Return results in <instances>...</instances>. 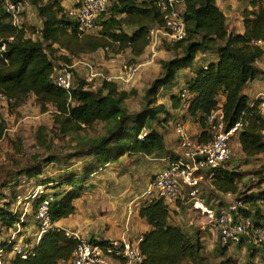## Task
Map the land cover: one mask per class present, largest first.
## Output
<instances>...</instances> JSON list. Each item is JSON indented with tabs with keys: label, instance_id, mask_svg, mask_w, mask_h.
<instances>
[{
	"label": "trees",
	"instance_id": "16d2710c",
	"mask_svg": "<svg viewBox=\"0 0 264 264\" xmlns=\"http://www.w3.org/2000/svg\"><path fill=\"white\" fill-rule=\"evenodd\" d=\"M109 1L110 6L99 21V33L81 35L63 0H29L42 21L37 39L29 37L27 29L13 28L0 2V93L13 100L6 106L0 104V143L9 136L2 109L21 107L32 96L42 113H52L57 134L75 137V152L63 158L53 153L36 154L26 170L9 185L17 188L19 179L25 177L29 181L37 180L48 192L51 190L54 225L76 213V200L94 187V176L106 166L124 157L160 158L167 154L166 136L173 127L176 132V124L184 123L185 119L198 125L199 134L193 136L189 131L193 140L208 143L213 134L207 116L222 110L227 128L231 129L247 114L244 128L231 140L232 151L235 146L240 147L239 154L247 161L261 159L264 155V122L245 94L251 83L264 77L257 63L264 56V50L252 44L264 40V0H254L253 8L244 13L243 34L230 30L217 0H184L187 36L183 41L161 44L160 49L165 47L171 58L161 61L162 72L146 90L144 105L136 112H131L127 106V100L135 92H128L118 83L100 80L101 84L95 87L96 80L87 81V76L76 79L74 68L76 80L70 92L58 88L54 82L59 70L74 66L76 61L83 62L85 56L100 50L112 56L130 53L136 60L150 48V29L163 26L165 21L157 0ZM201 63L204 66L186 79L179 93L172 94L179 74ZM183 89L189 93L186 100L181 95ZM162 91L170 92V108L160 101ZM172 111H180L182 117H175ZM98 125H103L104 134L95 138L81 135L82 131ZM144 130L147 135L141 139ZM37 138L38 146L46 148L42 135ZM176 144L179 147L178 142ZM76 159L83 165L73 170ZM62 163H67L68 167L58 177L43 176L46 167H58ZM246 175L240 165L234 166L231 162L216 173L212 184L206 186L205 195L208 189L217 200H222L227 193L241 195L249 206L246 215L264 222V190L256 194L243 192L260 186L262 176L258 183L251 181L249 186ZM43 200L44 197H40L34 201V211L37 212ZM16 203L17 196H13V200L0 196V264H70L76 242L69 239L63 229L48 232L37 241V220L36 243L26 250L27 258L15 253L17 242L8 240L5 235L27 227L23 214L14 211ZM141 205L140 217L151 227L140 245L144 264H205L201 242L172 223V212L162 200L146 198ZM33 242L27 240L26 244ZM219 246L223 255L235 247L220 243ZM259 262V252L250 249L247 264ZM220 264H231V261L224 260Z\"/></svg>",
	"mask_w": 264,
	"mask_h": 264
},
{
	"label": "built area",
	"instance_id": "2783aa9c",
	"mask_svg": "<svg viewBox=\"0 0 264 264\" xmlns=\"http://www.w3.org/2000/svg\"><path fill=\"white\" fill-rule=\"evenodd\" d=\"M262 1V0H258ZM5 13L10 17L13 28L18 31L25 30V15L27 3L25 0H0ZM157 5L164 14V25L150 29L149 62L154 63L157 56L156 48L163 42L175 43L183 41L187 36V25L184 17V0H157ZM109 0H75L70 9V16L77 22L81 35H96L101 30L100 18L107 12ZM254 46L264 50V40L253 41ZM259 63V61L257 62ZM80 64H85L81 62ZM88 66V65H87ZM65 67L58 71L54 78L56 86L70 92L75 85L73 68ZM141 65L127 64L118 75H102L94 72L88 66L87 81L95 79L115 82L125 90L131 89L141 69ZM182 98H188V90L183 89ZM13 102L12 98L0 93V104L6 106ZM252 107L264 122V92L258 93L251 100ZM186 107V106H185ZM247 114L240 119L234 127L227 128L225 115L222 110L214 111L207 116L211 127L213 139L208 143L193 140L189 130L183 122L176 124V135L181 150L180 155L170 154L167 165L159 170L152 178L144 192V197L151 200H162L172 213L188 212V227L195 226L196 218L205 219L199 224V232L216 234L218 242L223 246H238L257 250L260 255L259 264H264V222H259L254 216H247L249 206L243 196L233 193L224 194L222 200L210 201L205 195L206 186L212 184L216 173L227 164L233 162L231 147L232 138L237 135L246 124ZM147 135L144 130L140 136ZM264 142V131H263ZM264 169V155L261 157ZM260 186L243 191L246 194L264 190V170ZM259 176L252 175L250 182L258 183ZM45 187L39 186L34 198L44 197L36 214L39 223L37 241L51 231L63 228L53 224L51 204L53 197ZM223 201V202H222ZM211 204V205H209ZM65 230L66 236L76 242V248L70 264H144L145 256L140 248L144 237L135 240L114 239L99 241L83 238L79 233ZM14 240V237L11 238ZM15 253L24 259L28 253L23 247L17 246ZM2 253L0 254V258ZM1 263V259H0Z\"/></svg>",
	"mask_w": 264,
	"mask_h": 264
},
{
	"label": "rangeland",
	"instance_id": "374dc122",
	"mask_svg": "<svg viewBox=\"0 0 264 264\" xmlns=\"http://www.w3.org/2000/svg\"><path fill=\"white\" fill-rule=\"evenodd\" d=\"M33 20L34 23H36V17H33ZM25 25L28 35L36 33L35 26L26 23V21ZM156 50L157 56L154 63L151 64L149 62V58L151 56L150 51L142 59L133 60L130 53L112 56L110 53L100 50L95 54L85 56L82 59L85 64H80L81 62L79 63V61L75 62L74 70L76 73V79L77 76L80 78L87 76L89 70L88 66L92 67L94 72L96 71L102 75H118L125 65L139 63L142 67L136 78V82L131 89H128V92H135V95L127 100L129 110L131 112H136L144 105L146 90L162 72L161 61L171 58L170 54L166 52L165 47H162L161 49L156 48ZM95 80L96 81L93 85L95 87L99 86L101 84L100 79ZM261 81L262 78L261 80L260 78L256 80V82ZM179 88H182V86ZM168 95L169 92L162 91L160 101L165 103L167 107L170 108L171 101ZM2 115L7 123L9 136H7L5 141L0 143V196L12 200L13 196H17V203L14 206V211L23 214L22 217H24L25 226H27V229L22 228L21 231H19V229L17 232L7 233L5 237L8 238V240L14 237L18 246L22 247L27 240L35 241L33 234L35 230L37 212L34 211L33 205L34 201L37 198H40L41 195L34 198L39 187L37 180L34 179L29 181L25 177L21 178L19 179V182L17 181L20 185L19 187L10 188L9 185L12 184V181L16 178V176L21 174L17 173L16 170L24 167L27 168L30 164L31 158L36 154L48 156V154L53 153L59 158H63L68 153L75 152L74 148L76 142L75 137L73 136L57 134L58 128L55 124L52 113L50 111L42 113L40 107L36 104L34 96L30 97L26 104L21 107L10 108V110L3 108ZM104 133L105 131L103 130V125H98L92 129L90 128L82 131L81 135L84 138H95ZM39 134L42 135L43 140H46V144L43 145L46 148L38 146L37 137ZM173 138L174 136L171 137L170 141L168 140L170 144L173 143ZM51 140H54L53 143H50ZM239 148L240 147L238 146L234 147L233 151L235 155L233 157L232 164L234 166H237L238 164L241 165L244 170H247L246 172H249L246 175V177L248 176L249 178L251 176V172L259 169L257 165L262 160H257L254 163L244 160L245 158L239 154ZM75 161L76 163L71 169H80L83 165L82 161L78 159ZM153 162L154 161H149L143 157H124L116 163L115 166H113L114 164H111V166L108 167L109 170L105 179H103V181H99L102 182V185L98 184V186L100 185L101 187L99 186V188L103 189L105 192H110L115 184L113 182H118V186L122 187L123 194L126 195L127 192L130 193L129 197L125 199L127 203L130 204L134 199L138 198L136 202L134 201V205L132 206L134 207V210H138V208L142 206L141 204L143 201L146 199L143 195L149 185L147 183L152 177L154 170H156V166L151 165ZM53 167H46L43 171V176L56 178L66 170L68 165L67 163H62L60 166L58 165V167ZM250 178L247 185H251ZM206 192L207 199L210 201L215 200V197H213L209 189ZM47 193L50 194V192ZM173 214L174 213H172V215ZM182 215H184V219L181 220V222L185 225V222L187 223L189 218L184 212ZM204 221L206 220L197 217L195 220V226H186L188 234L195 236V238L201 242L205 252V264H220L224 260L231 261V264H247L250 257V248H246L245 246L231 247L227 250V253L223 255L221 253L222 248L219 246L216 234L211 232H199V224H202Z\"/></svg>",
	"mask_w": 264,
	"mask_h": 264
},
{
	"label": "crops",
	"instance_id": "0c3cea01",
	"mask_svg": "<svg viewBox=\"0 0 264 264\" xmlns=\"http://www.w3.org/2000/svg\"><path fill=\"white\" fill-rule=\"evenodd\" d=\"M25 2L27 3L25 21L26 23L35 26L36 30L35 34H29L28 36L33 39H37L39 36L37 33L42 28V21L38 18L36 10L31 6L29 0H25ZM253 2L254 0H217V5L226 16L227 24L232 32L237 34L244 33L245 26L243 16L245 12L253 8ZM63 5L65 8L70 10L75 5V0H63ZM33 17H36V23H34ZM149 49H147L143 56L137 59H142L150 51ZM207 62L208 59L203 62L205 63L204 65H206ZM204 65L201 63L197 67H192L181 72L178 76L177 86L172 89L171 93L177 95L181 89L179 87H184L186 79L192 77L197 72V69H200ZM258 66L264 71V56L259 60ZM260 92H264V77H262L261 82L254 81L245 90V94L249 97L250 101L253 100ZM172 112L175 117H182L180 111ZM184 123L193 136L199 134L197 124L193 123L189 119H185ZM172 136H174L172 140L173 143L170 144L168 140L170 141ZM166 141L169 150L167 154L161 156L160 158H146L149 161H154L151 165L156 166V170H154L152 177L149 179L147 184H150L154 175L167 165L166 160L170 154L180 155L181 153L180 148L178 146L176 147L178 138L174 127L173 130L171 129L168 136H166ZM259 160L260 158H258V161ZM256 161L257 160L255 159L248 162L254 163ZM115 165L116 164L113 166ZM109 166H111V164ZM109 166H106V168L94 176V187L91 188L86 195L75 202L76 213L71 218L57 224L58 227L77 232L83 238L97 239L99 241H109L114 239L135 240L151 230L150 225L140 217V207L138 210H134V207H132L134 205V201L136 202L138 198L134 199L130 204L127 203L125 199L129 197L130 193L127 192L126 195L123 194L122 187L118 186V182H113L115 184L110 192H105L103 189L99 188V186L102 185V182L99 181H103V179H105ZM257 167H259V169L251 172V176L262 175L264 170L262 161L258 163ZM241 171L242 173H249L246 172L247 170H244L243 167H241ZM249 178L247 176L245 181L249 182ZM98 184L100 185L98 186ZM50 191L51 190H49V192ZM252 194H256V192H252ZM183 212L188 216L187 211ZM183 212L174 213L171 217V221L174 225L179 226L188 232L186 226L187 223L185 222L184 225L181 222V220L184 219V215H182ZM33 236L35 237V234H33ZM35 243L36 241L29 245L25 243L22 247L24 250H29L31 247H34Z\"/></svg>",
	"mask_w": 264,
	"mask_h": 264
},
{
	"label": "water",
	"instance_id": "95a60500",
	"mask_svg": "<svg viewBox=\"0 0 264 264\" xmlns=\"http://www.w3.org/2000/svg\"><path fill=\"white\" fill-rule=\"evenodd\" d=\"M24 170H26V167L22 168V169H19V170H16L17 173H21L23 172Z\"/></svg>",
	"mask_w": 264,
	"mask_h": 264
}]
</instances>
